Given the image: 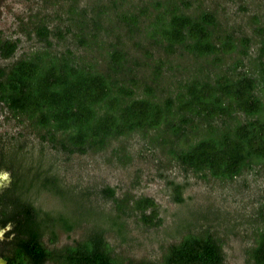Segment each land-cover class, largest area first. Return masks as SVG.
Returning a JSON list of instances; mask_svg holds the SVG:
<instances>
[{"label":"rangeland","instance_id":"obj_1","mask_svg":"<svg viewBox=\"0 0 264 264\" xmlns=\"http://www.w3.org/2000/svg\"><path fill=\"white\" fill-rule=\"evenodd\" d=\"M171 3L190 17L212 15L215 36H228L236 50L196 58L177 47L167 54L149 32L155 16ZM122 15L136 16V25L123 22ZM79 21L84 25L80 34ZM39 25L50 33L46 42L34 34ZM93 27L97 29L91 31ZM77 36L86 45H80ZM0 40L16 42L9 58L0 57L2 69L34 53L67 54L74 62L133 87L136 98L150 89L157 99H173L191 79L242 73L258 77L264 71V0H0ZM244 42L247 48L242 52ZM113 48L125 56L117 72L111 71L107 56ZM238 62L242 66L235 70ZM234 120L245 118L237 114ZM224 122L209 124L219 128ZM194 124L198 127L191 132ZM206 126L191 119L186 138H199ZM159 131L112 139L97 153L67 154L41 142L27 121L0 103V204L10 209L6 199L11 197L2 196L12 193V198L18 196L32 207L38 214L40 241L48 250H60L101 231L114 257L123 264H138L158 260L167 245L185 235H210L220 245L222 264H252L247 253L255 233L264 227V164L252 165L230 181L216 180L179 165L170 153L177 148L173 143L178 137ZM162 134L172 143L162 146ZM105 189L113 191V198L105 197ZM142 197L157 205L156 226L142 225L129 208L123 213L115 210L113 199L131 203ZM59 218L73 222V229L65 232ZM2 226L0 256L9 260L19 236L12 223Z\"/></svg>","mask_w":264,"mask_h":264},{"label":"trees","instance_id":"obj_2","mask_svg":"<svg viewBox=\"0 0 264 264\" xmlns=\"http://www.w3.org/2000/svg\"><path fill=\"white\" fill-rule=\"evenodd\" d=\"M163 9L150 24L149 36L163 43L167 54L177 47L196 58L236 50L231 38L215 36L216 21L212 15L203 13L190 17L180 13L174 3ZM140 14H144V10ZM121 19L129 26L137 23L136 16L122 15ZM76 27L80 34L84 25L79 21ZM96 29L93 27L91 31ZM34 34L46 42L50 33L44 25H39ZM56 35L58 39L63 38L59 31ZM76 38L80 45H86L83 38ZM240 47L245 52L247 43ZM15 49L16 42L2 40V58H9ZM107 56L111 71L117 72L123 67L125 56L122 51L113 48ZM241 66L238 62L234 69ZM0 103L14 117L27 121L41 142L67 154L97 153L112 139L136 131L160 130L170 137H178L177 144L173 143L177 148H172L170 153L179 165L194 173L230 181L244 169L264 164L263 70L258 77L242 73L234 77L216 74L210 78L191 79L181 85L173 99H157L150 89L143 97L136 98L133 87H124L108 74L78 64L67 54L52 55L43 51L17 60L0 71ZM237 114L243 115L245 121H235ZM191 119L207 124L199 138H186L184 130ZM215 120L225 122L215 128L209 124ZM190 126L191 132L198 127L197 124ZM159 139L162 146L172 143L163 134ZM104 194L108 199L113 198L111 189H105ZM4 196L12 198V193H4ZM8 198L11 208H0L2 223H12L19 239L7 264L124 263L111 254L101 231L60 250H48L40 241L36 211L20 202L18 196ZM113 201L117 213L129 208L139 215V222L146 227L159 223L157 205L150 198H138L131 203L126 199ZM43 216L47 217L46 214ZM57 222L65 232L74 227L73 222L61 218ZM247 255L252 264H264V227L255 233ZM222 262L220 245L214 238L189 234L167 245L158 260L138 264Z\"/></svg>","mask_w":264,"mask_h":264},{"label":"flooded vegetation","instance_id":"obj_3","mask_svg":"<svg viewBox=\"0 0 264 264\" xmlns=\"http://www.w3.org/2000/svg\"><path fill=\"white\" fill-rule=\"evenodd\" d=\"M0 57L2 58V40H0ZM7 59V58H5ZM0 71H2V68H0ZM0 206L2 207V204H0ZM0 230L3 229L4 226H2V215H0ZM0 264H7V260L3 259L2 256H0Z\"/></svg>","mask_w":264,"mask_h":264}]
</instances>
